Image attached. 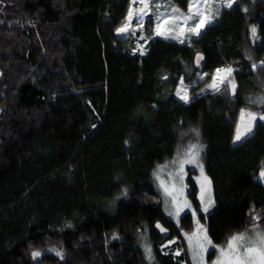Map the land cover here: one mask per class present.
I'll list each match as a JSON object with an SVG mask.
<instances>
[{
    "label": "trees",
    "instance_id": "16d2710c",
    "mask_svg": "<svg viewBox=\"0 0 264 264\" xmlns=\"http://www.w3.org/2000/svg\"><path fill=\"white\" fill-rule=\"evenodd\" d=\"M131 5L0 0V264H193L194 214L167 216L156 171L196 142L214 210H200L192 177L189 196L213 242L264 228V120L235 140L241 112L264 113V0L221 7L190 42L155 36L150 13L142 50L141 32H117ZM220 68L232 71L217 84ZM171 238L176 254L161 248Z\"/></svg>",
    "mask_w": 264,
    "mask_h": 264
},
{
    "label": "rangeland",
    "instance_id": "374dc122",
    "mask_svg": "<svg viewBox=\"0 0 264 264\" xmlns=\"http://www.w3.org/2000/svg\"><path fill=\"white\" fill-rule=\"evenodd\" d=\"M234 1L235 0H233V2ZM146 2L149 4V7L147 9H144L142 13L140 12V10L143 8V4L141 3V0H132V5L129 10V12L132 11L134 13L133 19L131 20L130 29L134 28L135 30H138L142 34L138 40V46L141 50L145 46V39H143L145 38L143 35L144 22L148 18L149 14L153 12L155 14L157 13V16H161V14H163L162 19L160 21L156 20V25L157 23H161L163 27L166 21L173 18V9H176V8H164L160 6L152 10L150 5V0H146ZM227 3L228 0H206V3L200 6V12L202 13V16L193 20H188L186 24L183 21L188 15H190L189 9L184 12L179 10L175 14V17L179 22V27H176L172 33L167 34L165 36H158L156 34L155 36L165 39L176 40L179 42L181 41L190 42V40L193 37L198 35H195L194 33H189L187 29L190 27H196L206 18L209 19L210 22L205 23L204 26L199 29V34H200L201 31L205 28V26L214 22L215 15L217 14V11L221 7H228ZM190 4H193V0H191ZM195 4H200V0H195ZM195 10L196 8L193 7L192 11L194 12ZM156 25H155V32H156ZM181 31H183L184 33L183 35L179 34ZM128 33L129 31L125 33H118V35L126 36ZM226 69L228 68L217 69V70H221L219 73L217 70L215 71L214 77L217 84L220 83L222 78H225L227 76L228 73L224 71ZM179 93H180L179 95L180 98L182 96H186L187 99L186 100L183 99V100L185 101L188 100L187 89L181 88ZM248 113L254 114L256 118L264 116V113L245 112V111L241 112L238 130L240 132H246V128L248 126L251 127V131L246 132V134L243 135L242 137L249 135L251 132H253L254 129V120L256 118L250 119V117L247 115ZM203 149H204V145L201 142H196L187 145L181 150H179L173 159L162 164L161 167H159L158 169L159 171H156V176L158 178L159 185L162 191L164 208L167 216L170 217L173 221L179 223L181 217L184 216L187 212H192L194 214L195 227L192 231L186 232L184 234V238H185L184 240L189 247L193 264H213V262L216 261L217 258L220 256V249L226 248L227 245V243L224 245H216L213 242V240L211 239L208 233L205 221L197 214L195 204L189 196V190L191 186L188 182V178L192 177L195 180L198 187L197 198L201 204L200 210L206 216L209 215L214 210L215 208L214 195H213L211 180L205 170V166L203 162V157H202ZM260 174L257 176V179L264 181V177H261ZM202 186L205 189L203 193V199L201 198ZM209 199L211 200L210 204H209ZM185 204H187L188 207H184ZM206 205L208 206L207 211H204V207ZM177 206H179L182 209L179 211L178 215H177ZM258 231L264 233V228L254 227L246 232L238 233L236 235H241V234L244 235L245 236L244 243L250 244L256 239V234ZM205 235L207 239L211 241V245L205 242L204 239ZM178 241L179 240L177 238H171L167 240L165 244L161 246L162 251H164L165 248L166 251H174L176 249L175 246L180 244V242ZM200 244L204 245L203 249L199 247ZM140 246L142 247L143 252L147 257L146 259H148L147 261H149L150 263H154L156 261L155 251L147 233H145L144 235L143 233L141 234ZM177 252L178 251L176 249L174 251V254H176ZM201 257H203V259H201Z\"/></svg>",
    "mask_w": 264,
    "mask_h": 264
},
{
    "label": "snow or ice",
    "instance_id": "6c2138e0",
    "mask_svg": "<svg viewBox=\"0 0 264 264\" xmlns=\"http://www.w3.org/2000/svg\"><path fill=\"white\" fill-rule=\"evenodd\" d=\"M233 0H228L227 6L231 7ZM141 3L143 4V8L140 10L142 13L144 9H147L149 7V4L146 2V0H141ZM206 3V0H200V4H195V0H193V4H190L189 7V12L190 15H188L184 19V23L186 24L188 20H193L198 17L202 16V13L200 12V6ZM157 7H160L157 5ZM195 7L196 10L193 12L192 8ZM210 7V5H209ZM178 9H173V18L166 21L165 24L161 25V23H157L156 25V32L155 34L158 36H165L167 34L172 33L176 27H179V22L177 18L175 17V14L178 12ZM134 13L132 11L129 12L128 14V20L127 22L119 29H117L118 33H125L129 31L130 26H131V20L133 19ZM163 14L161 16H157L156 19L160 21L162 19ZM142 19V16H141ZM210 22L209 19H204L201 23H199L196 27H190L187 29L189 33H194L195 35H199V29L204 26L205 23ZM180 35H183V31L179 33ZM252 34L253 36L256 35V28H252ZM183 42V41H181ZM218 73L221 70H217ZM228 74L231 73L232 69L228 68L226 70ZM223 79V78H222ZM211 87L215 88L217 85L213 83ZM233 88H235V85L233 84ZM177 95H180L178 92ZM181 99H187L186 96H182ZM250 119H255L256 117L252 113L247 114ZM261 120H264V116L260 117ZM251 127L248 126L246 128V132H250ZM246 132H240L239 130L237 131L236 135V140L239 141L243 135L246 134ZM261 177H264V172H261ZM210 183V182H209ZM202 191V196L201 198L203 199V193L205 191L204 187L202 186L201 188ZM211 203V200L209 199V204ZM184 207H188L187 204L184 205ZM207 205L204 207V211H207ZM182 210L179 206H177V215L179 214V211ZM205 242L209 245H211V241L207 239L206 235L204 237ZM245 236L244 235H234L231 237V239L227 242L226 248H221L220 249V256L217 258L216 261L213 262V264H264V233L257 232L256 234V239L250 243V244H245ZM199 247L201 249L204 248L203 244H200ZM40 253L35 252L33 253V256H39ZM203 259V257H201Z\"/></svg>",
    "mask_w": 264,
    "mask_h": 264
},
{
    "label": "water",
    "instance_id": "95a60500",
    "mask_svg": "<svg viewBox=\"0 0 264 264\" xmlns=\"http://www.w3.org/2000/svg\"><path fill=\"white\" fill-rule=\"evenodd\" d=\"M206 58L204 54L199 53L195 58V64L197 68H202L205 64ZM156 230L160 232L163 236H167L169 234V230L162 225V223H157Z\"/></svg>",
    "mask_w": 264,
    "mask_h": 264
},
{
    "label": "crops",
    "instance_id": "0c3cea01",
    "mask_svg": "<svg viewBox=\"0 0 264 264\" xmlns=\"http://www.w3.org/2000/svg\"><path fill=\"white\" fill-rule=\"evenodd\" d=\"M237 131H238V130H237ZM236 135H237V132H236ZM236 135H235V140H236ZM245 137H246V136H245ZM245 137H242L240 140H242V139L245 138ZM240 140H239V141H240ZM236 141H237V140H236Z\"/></svg>",
    "mask_w": 264,
    "mask_h": 264
}]
</instances>
